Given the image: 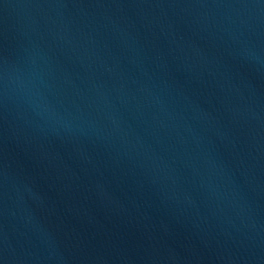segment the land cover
<instances>
[{"label": "water", "instance_id": "95a60500", "mask_svg": "<svg viewBox=\"0 0 264 264\" xmlns=\"http://www.w3.org/2000/svg\"><path fill=\"white\" fill-rule=\"evenodd\" d=\"M0 264H264V0H0Z\"/></svg>", "mask_w": 264, "mask_h": 264}]
</instances>
